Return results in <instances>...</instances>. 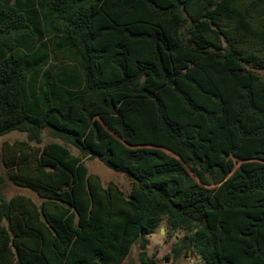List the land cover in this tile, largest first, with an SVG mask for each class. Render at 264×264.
I'll return each mask as SVG.
<instances>
[{"label": "trees", "instance_id": "16d2710c", "mask_svg": "<svg viewBox=\"0 0 264 264\" xmlns=\"http://www.w3.org/2000/svg\"><path fill=\"white\" fill-rule=\"evenodd\" d=\"M10 1L0 136L26 140L4 144L2 163L41 202L0 191V264H122L137 243L158 264L148 238L164 223L183 233L174 259L264 264V0H42L75 78L43 70L31 0ZM45 131L57 141L42 145Z\"/></svg>", "mask_w": 264, "mask_h": 264}, {"label": "rangeland", "instance_id": "374dc122", "mask_svg": "<svg viewBox=\"0 0 264 264\" xmlns=\"http://www.w3.org/2000/svg\"><path fill=\"white\" fill-rule=\"evenodd\" d=\"M59 59H53L48 68H51L53 64H59ZM26 140V134L20 132H11L6 135L0 136V174L5 175V181L0 187V191L4 197L10 199L11 197L22 194L29 196L34 202L40 204L41 199L37 194L30 189L15 186L6 176V169L2 163V149L6 143L13 144L16 141ZM57 141L49 136L48 131L44 132L42 145ZM70 149L74 155H80L78 149L70 146ZM89 172L93 175L100 177L102 183L107 186L108 184H116L125 192H129L131 189V180L124 174L116 172L108 168L98 158L87 156L85 159ZM183 237V233L180 231L171 232L164 223L158 228L152 235L149 236V244L147 247L148 256L154 259L158 264H198V261L193 260L191 257H180L174 259L171 251L174 245L180 241ZM139 243L135 244L132 248L130 255L125 259L122 264H142L140 257ZM170 257V259H167Z\"/></svg>", "mask_w": 264, "mask_h": 264}, {"label": "crops", "instance_id": "0c3cea01", "mask_svg": "<svg viewBox=\"0 0 264 264\" xmlns=\"http://www.w3.org/2000/svg\"><path fill=\"white\" fill-rule=\"evenodd\" d=\"M22 1L26 3V0ZM41 1L42 0H31V3L28 5V7L21 6V8L26 9V11L30 13L29 16L31 18H34L37 26L40 29V32L43 34V38L41 39L39 45L45 44L47 46L45 51L48 52L50 56L49 64L45 66L43 70L47 71L51 70L52 68L54 69V67H57L56 70H58V73L61 72L60 74H63L68 78H75L79 74L78 64L74 57L67 51V48L64 47L61 36L57 38L55 37V34L58 33L54 32L51 29L47 16L48 14L40 5ZM10 5H12L14 8L20 7H17L16 0H11ZM53 59H59V64L55 63L51 66V68H48L50 63L53 62ZM40 78L41 77H38L36 79L37 83L40 82Z\"/></svg>", "mask_w": 264, "mask_h": 264}]
</instances>
